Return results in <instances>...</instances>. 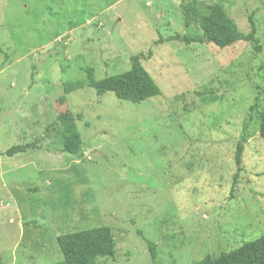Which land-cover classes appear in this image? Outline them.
Masks as SVG:
<instances>
[{"label":"rangeland","instance_id":"1","mask_svg":"<svg viewBox=\"0 0 264 264\" xmlns=\"http://www.w3.org/2000/svg\"><path fill=\"white\" fill-rule=\"evenodd\" d=\"M194 3L0 0V264H65L56 238L98 226L115 242L99 264H196L264 235V0ZM249 17L259 51L215 44ZM175 35L206 42L158 43ZM139 55L159 96L88 86L87 70L100 81ZM61 114L81 116L77 156L61 150Z\"/></svg>","mask_w":264,"mask_h":264},{"label":"trees","instance_id":"2","mask_svg":"<svg viewBox=\"0 0 264 264\" xmlns=\"http://www.w3.org/2000/svg\"><path fill=\"white\" fill-rule=\"evenodd\" d=\"M194 1L192 0L193 6H195ZM218 11L219 14H222L221 9H218ZM249 28V33L237 39L230 38L226 42H220L218 40L214 42L219 47L224 48L236 42V40H241L251 43L254 49L259 51L256 27L251 17H249ZM166 42L191 44L206 41L197 36L187 37L179 35L168 37L167 39H159L158 41L160 44ZM140 58L141 55L131 59L132 65L128 71L120 75L106 77L100 81H96L91 71L87 70L88 86L95 91L97 96H102L109 92L118 100H125L133 104H138L151 97L159 96L160 90L147 71L141 66L139 62ZM81 88V83H68L64 85L63 92L64 94H69ZM256 117L258 134L260 138L264 139V107L256 113ZM58 120L62 127V152L73 156L79 155L83 141L77 132L76 120H81V116L61 114ZM245 141L246 139L242 138L236 144L234 161L238 168L237 172L240 170L239 166L241 164V156L244 150L243 144ZM27 149V146H12L6 151L5 155L12 157L16 154L24 153ZM56 243L65 264H99L97 259H114L115 257V242L108 226H98L65 233L56 238ZM146 244L151 255V260L154 263L156 258L155 246L149 241H146ZM196 264H264V235L253 241L246 242L239 248L221 254L216 258L205 256Z\"/></svg>","mask_w":264,"mask_h":264},{"label":"crops","instance_id":"3","mask_svg":"<svg viewBox=\"0 0 264 264\" xmlns=\"http://www.w3.org/2000/svg\"><path fill=\"white\" fill-rule=\"evenodd\" d=\"M62 149V148H61Z\"/></svg>","mask_w":264,"mask_h":264}]
</instances>
